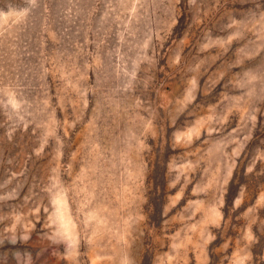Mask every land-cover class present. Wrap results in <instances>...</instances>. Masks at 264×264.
Instances as JSON below:
<instances>
[{"label":"rangeland","instance_id":"374dc122","mask_svg":"<svg viewBox=\"0 0 264 264\" xmlns=\"http://www.w3.org/2000/svg\"><path fill=\"white\" fill-rule=\"evenodd\" d=\"M0 264H264V0H0Z\"/></svg>","mask_w":264,"mask_h":264}]
</instances>
